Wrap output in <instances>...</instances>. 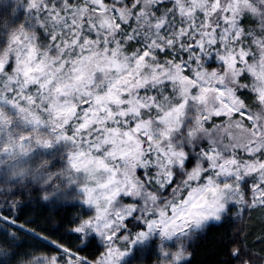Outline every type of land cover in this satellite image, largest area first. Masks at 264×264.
<instances>
[{
	"label": "snow or ice",
	"instance_id": "snow-or-ice-1",
	"mask_svg": "<svg viewBox=\"0 0 264 264\" xmlns=\"http://www.w3.org/2000/svg\"><path fill=\"white\" fill-rule=\"evenodd\" d=\"M264 264V0H0V264Z\"/></svg>",
	"mask_w": 264,
	"mask_h": 264
},
{
	"label": "trees",
	"instance_id": "trees-1",
	"mask_svg": "<svg viewBox=\"0 0 264 264\" xmlns=\"http://www.w3.org/2000/svg\"><path fill=\"white\" fill-rule=\"evenodd\" d=\"M235 227L236 225L232 222L214 224L208 233L195 243V256L192 258V264H214V262L227 259L221 245L231 237Z\"/></svg>",
	"mask_w": 264,
	"mask_h": 264
}]
</instances>
